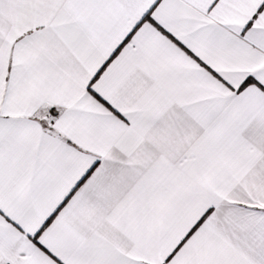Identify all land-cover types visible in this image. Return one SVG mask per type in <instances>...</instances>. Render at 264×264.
Here are the masks:
<instances>
[{
  "label": "snow or ice",
  "instance_id": "1",
  "mask_svg": "<svg viewBox=\"0 0 264 264\" xmlns=\"http://www.w3.org/2000/svg\"><path fill=\"white\" fill-rule=\"evenodd\" d=\"M0 264H264V0H0Z\"/></svg>",
  "mask_w": 264,
  "mask_h": 264
}]
</instances>
